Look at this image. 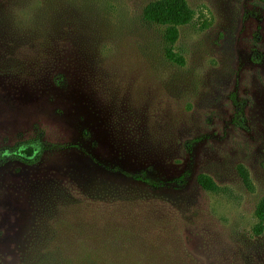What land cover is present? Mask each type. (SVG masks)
I'll return each instance as SVG.
<instances>
[{"label": "rangeland", "instance_id": "obj_1", "mask_svg": "<svg viewBox=\"0 0 264 264\" xmlns=\"http://www.w3.org/2000/svg\"><path fill=\"white\" fill-rule=\"evenodd\" d=\"M150 1L0 0V264H264V0Z\"/></svg>", "mask_w": 264, "mask_h": 264}, {"label": "trees", "instance_id": "obj_2", "mask_svg": "<svg viewBox=\"0 0 264 264\" xmlns=\"http://www.w3.org/2000/svg\"><path fill=\"white\" fill-rule=\"evenodd\" d=\"M196 16V11L189 5L187 0H152L148 2L143 9V18L146 21L151 23L159 24L165 26L164 36L170 46L174 45L179 35V27L191 23ZM168 48L166 51V55L170 59L178 58V54L175 53L172 49ZM237 110L234 116V122L238 125L243 126L245 117H244V105L236 101ZM189 143H192L189 142ZM48 146H44V149L54 147L53 144H47ZM191 144H189V147ZM50 147V148H51ZM17 158V156H15ZM1 160V154H0ZM34 159L25 160L33 161ZM239 173L243 179L245 185L252 189V181L249 175V172L243 166L239 167ZM139 180L145 181L151 185H156L154 180L150 178L143 177L142 175H135ZM184 181V176L178 178V181ZM198 183L207 191L211 192H219L221 191V187L219 184L209 175L201 173L197 176ZM255 215L257 217V222L253 226V231L255 234H262L264 232V195L259 199L255 208ZM108 241L112 246L116 245L117 239L108 238ZM95 240L99 242L106 241L104 238H95ZM106 252V251H104ZM61 254H54L53 257H49L45 255L36 263L32 262V256L30 254L24 255V263L23 264H98L93 258L89 256H84L82 254L77 253L76 255H80L75 257V260H71V258L65 253V251L60 252ZM93 253V251H92ZM49 254V253H48ZM87 255V254H85Z\"/></svg>", "mask_w": 264, "mask_h": 264}, {"label": "flooded vegetation", "instance_id": "obj_3", "mask_svg": "<svg viewBox=\"0 0 264 264\" xmlns=\"http://www.w3.org/2000/svg\"><path fill=\"white\" fill-rule=\"evenodd\" d=\"M18 157H20V154L18 155ZM2 159V158H1Z\"/></svg>", "mask_w": 264, "mask_h": 264}]
</instances>
